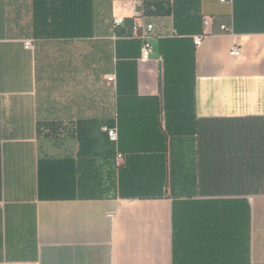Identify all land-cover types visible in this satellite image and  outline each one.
I'll list each match as a JSON object with an SVG mask.
<instances>
[{"label":"crops","instance_id":"0c3cea01","mask_svg":"<svg viewBox=\"0 0 264 264\" xmlns=\"http://www.w3.org/2000/svg\"><path fill=\"white\" fill-rule=\"evenodd\" d=\"M145 2L0 0V264H264V0Z\"/></svg>","mask_w":264,"mask_h":264},{"label":"built area","instance_id":"2783aa9c","mask_svg":"<svg viewBox=\"0 0 264 264\" xmlns=\"http://www.w3.org/2000/svg\"><path fill=\"white\" fill-rule=\"evenodd\" d=\"M222 2L233 4L234 0H221ZM133 5V17L134 18H144L147 19L148 12L155 9L154 5H147L145 0H132ZM125 20L122 17L115 18V25L116 26H122L124 24ZM207 23V22H206ZM224 30H230L233 31L231 28H224ZM155 32V25L153 23L147 22L145 20L144 23H140L138 21H134L133 23V36L139 38L142 40V54H141V60L142 61H148L151 58V54L153 52V44L152 39L154 37ZM203 35L196 36L195 43L200 46L203 43ZM27 47L30 46V42H27ZM230 54L233 56H239L241 55V48L239 46H233ZM108 80L110 82H114L116 80V75L112 74L108 77ZM108 134L112 139H116L117 137V131L116 129L107 128ZM122 157V155H121Z\"/></svg>","mask_w":264,"mask_h":264},{"label":"trees","instance_id":"16d2710c","mask_svg":"<svg viewBox=\"0 0 264 264\" xmlns=\"http://www.w3.org/2000/svg\"><path fill=\"white\" fill-rule=\"evenodd\" d=\"M237 3L242 4V6L260 7L261 0H234L233 4H237Z\"/></svg>","mask_w":264,"mask_h":264}]
</instances>
